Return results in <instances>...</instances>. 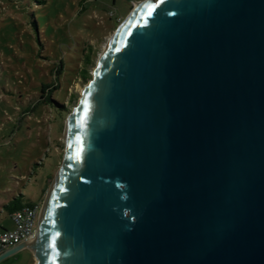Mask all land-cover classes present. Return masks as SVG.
Masks as SVG:
<instances>
[{
	"label": "water",
	"instance_id": "water-1",
	"mask_svg": "<svg viewBox=\"0 0 264 264\" xmlns=\"http://www.w3.org/2000/svg\"><path fill=\"white\" fill-rule=\"evenodd\" d=\"M65 144L36 241L0 262L264 264V0L142 2Z\"/></svg>",
	"mask_w": 264,
	"mask_h": 264
},
{
	"label": "rangeland",
	"instance_id": "rangeland-1",
	"mask_svg": "<svg viewBox=\"0 0 264 264\" xmlns=\"http://www.w3.org/2000/svg\"><path fill=\"white\" fill-rule=\"evenodd\" d=\"M42 1L0 0V228L7 230L14 224L5 206L14 199L42 208L64 162L69 116L110 40L146 0ZM34 253L24 249L0 264H36Z\"/></svg>",
	"mask_w": 264,
	"mask_h": 264
},
{
	"label": "built area",
	"instance_id": "built-area-1",
	"mask_svg": "<svg viewBox=\"0 0 264 264\" xmlns=\"http://www.w3.org/2000/svg\"><path fill=\"white\" fill-rule=\"evenodd\" d=\"M41 206L24 207L12 215L14 229H0V254L20 244L33 243L37 237V224Z\"/></svg>",
	"mask_w": 264,
	"mask_h": 264
},
{
	"label": "trees",
	"instance_id": "trees-1",
	"mask_svg": "<svg viewBox=\"0 0 264 264\" xmlns=\"http://www.w3.org/2000/svg\"><path fill=\"white\" fill-rule=\"evenodd\" d=\"M37 3H41V4H44L42 0H36ZM86 3V1H81V5L83 6L84 4ZM84 10H87L88 8L87 7H82ZM132 6L129 8L128 12L131 10ZM127 12V13H128ZM30 18H32V27L33 29L36 31V35H38V31H39V23L37 20H35L33 18V14H30ZM86 58L88 60V62L90 61V56L87 54L86 55ZM91 62V61H90ZM89 62V63H90ZM87 64V63H86ZM83 75L84 76H90L89 75V72L87 70H83L82 71ZM85 80H88L86 77H83ZM42 94L43 95H46L45 92H44V89L42 90ZM48 102H50V95H48V99L47 98H43L41 97L40 99V103H43V104H47ZM54 103L64 112L65 111V105L64 103H59L57 101H54ZM35 205H41V202H35L33 201L32 199H29L27 197H24V196H21L19 199H14L12 201V204L10 206H5V208L8 210L9 212V215L11 217V220H12V215L13 213H15L16 211H19L21 209H23L24 207H33ZM1 230H7L5 228H0Z\"/></svg>",
	"mask_w": 264,
	"mask_h": 264
},
{
	"label": "bare ground",
	"instance_id": "bare-ground-1",
	"mask_svg": "<svg viewBox=\"0 0 264 264\" xmlns=\"http://www.w3.org/2000/svg\"><path fill=\"white\" fill-rule=\"evenodd\" d=\"M142 5V3H138L137 5H136V9H138L140 6ZM35 242V241H34ZM33 244V243H32ZM31 244V245H32ZM32 248V247H31ZM32 250L34 251V252H36L33 248H32Z\"/></svg>",
	"mask_w": 264,
	"mask_h": 264
}]
</instances>
